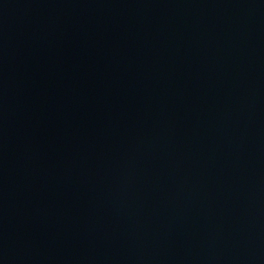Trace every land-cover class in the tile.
Masks as SVG:
<instances>
[{
  "label": "water",
  "instance_id": "1",
  "mask_svg": "<svg viewBox=\"0 0 264 264\" xmlns=\"http://www.w3.org/2000/svg\"><path fill=\"white\" fill-rule=\"evenodd\" d=\"M0 264H264V0H0Z\"/></svg>",
  "mask_w": 264,
  "mask_h": 264
}]
</instances>
